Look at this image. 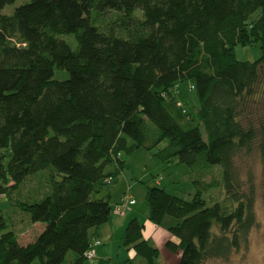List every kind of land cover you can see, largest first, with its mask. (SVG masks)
<instances>
[{
    "label": "trees",
    "instance_id": "obj_1",
    "mask_svg": "<svg viewBox=\"0 0 264 264\" xmlns=\"http://www.w3.org/2000/svg\"><path fill=\"white\" fill-rule=\"evenodd\" d=\"M16 1L0 0V195L40 172L50 180L38 201L17 205L45 226L33 242L20 244L0 216V264H84L112 216L99 195L140 148L165 164L222 168L220 179L193 182L191 201L146 191L152 224L178 220L164 245L177 264L239 251L255 224V186L249 176L243 189L238 163L255 151L264 201V0H25L2 13ZM252 44L259 59L237 60L235 47ZM55 70L70 77L54 80ZM186 80L203 131L170 94ZM218 188L222 200L203 197ZM143 227L130 220L123 245L157 264Z\"/></svg>",
    "mask_w": 264,
    "mask_h": 264
},
{
    "label": "rangeland",
    "instance_id": "obj_2",
    "mask_svg": "<svg viewBox=\"0 0 264 264\" xmlns=\"http://www.w3.org/2000/svg\"><path fill=\"white\" fill-rule=\"evenodd\" d=\"M25 2V0L16 1L6 6L2 10V13L9 15L16 7ZM114 16L115 14L113 12H109L103 19L108 22ZM61 38L67 41L72 49L76 48L77 43L72 34L62 36ZM235 56L239 61L254 62L261 56V50L258 44L247 46L238 45L235 47ZM69 77V73L62 70H55L53 75V79L57 81H64ZM170 94L176 104L185 110V114L191 123L194 126L200 127V130L203 131L201 121L197 114L200 104L193 81L186 80L180 83L177 87L170 90ZM165 144V142L162 143L160 147H163ZM124 159L126 167L111 183L105 186L99 197L107 199L114 206L122 198L129 196L136 203L135 211H138V217L141 221L143 220V213H145L144 217H148V207L145 201L148 188L160 187L170 194L176 195L186 201H191L196 193L194 181L209 182L214 179H220L222 175V168L219 165H209L204 167L206 168L205 170L201 171L202 168L200 167L192 169L182 164H165L152 152L143 148L136 150L130 157H125ZM238 170L242 183L244 184V190H247L248 178L252 176L255 186V224L249 232L247 242L239 251L232 253L227 260L213 259L207 261L205 264H264L263 170L258 153L255 151L239 160ZM49 180L50 178L46 172H40L34 177L27 178L9 196L0 195V216L10 225L14 233L21 230L22 227H19V224L24 222V218H26V213L19 210L17 205L22 202L30 203L38 201L45 193ZM203 197L213 201L222 200L224 193L218 188L211 192H204ZM131 208L133 207L129 209ZM128 210L124 212V215L129 214ZM112 216H115V214L112 213ZM177 223V219L167 216L158 227L160 230L168 231L169 227ZM24 237L21 236V239H24ZM150 239V244L156 247L157 244L154 238L151 237ZM174 241H176V238H174ZM117 242L116 240H113L112 243L108 241L109 245L106 249H110L111 247L113 264H127L125 261H128V250L122 242L121 244ZM69 254L73 253L70 252ZM138 258L133 264H147L144 258ZM99 260L102 262L104 259L103 256L98 254L93 260H85L84 264H97V262H100ZM157 264H170L162 251L161 253L159 252Z\"/></svg>",
    "mask_w": 264,
    "mask_h": 264
},
{
    "label": "crops",
    "instance_id": "obj_3",
    "mask_svg": "<svg viewBox=\"0 0 264 264\" xmlns=\"http://www.w3.org/2000/svg\"><path fill=\"white\" fill-rule=\"evenodd\" d=\"M110 205L113 206L112 203H110ZM135 206L136 203L133 206H131L133 208L128 210L129 211L128 215L115 214V216H111L109 221L96 231L95 239H98L100 241V244L95 247L96 256L99 254L100 256H103L104 259L102 260V262L99 260L100 262H97V264H113V258L111 256V247L110 249H106L107 246L109 245L108 241L112 243L113 240H116L118 241L117 243L121 244L122 242L123 244V238L127 224L130 220L134 218H137L143 224L144 238L148 240L150 243L151 240L150 238L153 237L157 244L156 248L159 250V252L160 253L161 251L163 252L164 256L167 258L170 264H177L179 256L178 255L176 256L175 254H170V252L167 251V249H165L164 247L165 241L170 239L174 241V238L170 236L168 231L160 230L158 226L152 224L148 220V217L147 218L144 217L145 213H143V220L141 221L140 218L138 217V211H135ZM25 215L26 218H24V222L19 224V227H22L21 230L15 233L18 237L19 243L22 245H26L33 242L45 227L44 224L42 223H31L29 220V216L27 214ZM128 217L129 219L127 220ZM7 225H8V230L13 231L8 223ZM21 236L23 237L25 236L24 239H21ZM127 250L129 257L127 259L128 261L125 262H127V264H133L139 259L138 258L139 256H136L135 252L132 249H127ZM68 257H69L68 262H70L71 260L74 259V253L68 254Z\"/></svg>",
    "mask_w": 264,
    "mask_h": 264
},
{
    "label": "built area",
    "instance_id": "obj_4",
    "mask_svg": "<svg viewBox=\"0 0 264 264\" xmlns=\"http://www.w3.org/2000/svg\"><path fill=\"white\" fill-rule=\"evenodd\" d=\"M111 180H107V183H110ZM135 204V201L129 196H126L121 199V201L114 206H112V212L114 214L123 215L126 210ZM100 244L98 239H94L89 245L88 249L84 252L85 260H93L96 257L95 247Z\"/></svg>",
    "mask_w": 264,
    "mask_h": 264
}]
</instances>
